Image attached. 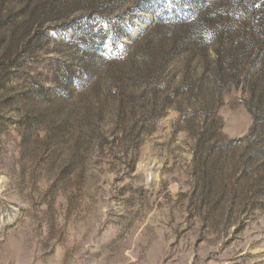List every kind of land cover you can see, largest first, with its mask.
Returning a JSON list of instances; mask_svg holds the SVG:
<instances>
[{"label":"rangeland","instance_id":"rangeland-1","mask_svg":"<svg viewBox=\"0 0 264 264\" xmlns=\"http://www.w3.org/2000/svg\"><path fill=\"white\" fill-rule=\"evenodd\" d=\"M0 264H264V0H0Z\"/></svg>","mask_w":264,"mask_h":264},{"label":"snow or ice","instance_id":"snow-or-ice-1","mask_svg":"<svg viewBox=\"0 0 264 264\" xmlns=\"http://www.w3.org/2000/svg\"><path fill=\"white\" fill-rule=\"evenodd\" d=\"M165 2L171 5L173 3V0H165Z\"/></svg>","mask_w":264,"mask_h":264},{"label":"trees","instance_id":"trees-1","mask_svg":"<svg viewBox=\"0 0 264 264\" xmlns=\"http://www.w3.org/2000/svg\"><path fill=\"white\" fill-rule=\"evenodd\" d=\"M236 1V0H235ZM239 1H243V0H239ZM258 1V0H257Z\"/></svg>","mask_w":264,"mask_h":264}]
</instances>
